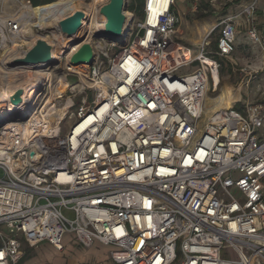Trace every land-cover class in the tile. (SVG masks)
Segmentation results:
<instances>
[{
  "label": "built area",
  "instance_id": "2783aa9c",
  "mask_svg": "<svg viewBox=\"0 0 264 264\" xmlns=\"http://www.w3.org/2000/svg\"><path fill=\"white\" fill-rule=\"evenodd\" d=\"M177 1L143 0L139 19L128 12L129 41L116 53L95 30L88 37L84 5L56 65L28 67L46 76L19 88L23 103L11 107L13 93L0 92L9 119L0 126V264H20L25 246L61 252L66 236L84 249L108 246L113 264H264V103L206 110L220 60L235 52L236 16L219 21L216 53L205 42L194 53L175 42ZM259 1L238 16L264 50ZM1 2L20 6H1L0 59L29 49L19 51L33 8ZM85 34L94 61L73 65ZM261 64L264 79V55ZM62 82L66 93L50 103Z\"/></svg>",
  "mask_w": 264,
  "mask_h": 264
},
{
  "label": "rangeland",
  "instance_id": "374dc122",
  "mask_svg": "<svg viewBox=\"0 0 264 264\" xmlns=\"http://www.w3.org/2000/svg\"><path fill=\"white\" fill-rule=\"evenodd\" d=\"M94 1L95 0H87V2L85 3L82 0H57L56 2L58 3V6L55 9V12L61 5L70 6V11H74V12L76 10H79L80 8L84 7V5H85L86 6L85 11L87 14H89L90 13V10H89L90 6L94 3ZM133 1L134 0H128V2H127V10L125 12V16L128 20L130 19L129 13H134L136 19H139V17L142 16V14L135 13L129 9V5L132 4ZM53 4H55V3H53ZM228 4H229L228 0H201V2L198 0L195 2L192 1L190 3L186 2V5H185L186 9L184 12L181 13V15H182L181 21L179 22L180 23V25H179L180 29L178 32L179 40L177 39V41H176L177 45L187 49V47H189L188 44L191 43V40L189 38L184 39V38L180 37V34L186 36L187 31H191L193 29H196L197 26L200 25L202 22L204 23V22L210 21L216 25V23H219L218 22V18H219L218 15L221 14V13L216 14V11H217L216 9L217 8H220V9L223 8L224 10L221 11L222 12L221 15L224 16L225 13L227 14V10L229 7H226V5H228ZM3 5L6 7L10 6L9 11L16 10V7L20 6V5L15 4V3H11V4L2 3L0 0V9H1V6H3ZM50 5H52V4H50ZM101 6H103V5H100L99 8H101ZM53 16L51 18L47 19L48 23L44 24L45 27H50V28L46 29L45 31L41 30V32L40 31L38 32L36 26L30 24V27H28L26 29L25 34H27V32L28 33L32 32L33 35H35V39L30 40V43L21 44V46H23V47L20 48L19 51H26L27 48H30L31 46H33L37 40H41V39L43 40V38H41L42 36L43 37L45 36L48 40H53L52 39L53 36L55 38L58 37V34H60V33L57 31L56 27L58 26V23L64 18V15H62L59 18L57 17L55 19H53ZM33 23H35V21ZM127 27H128V25H127ZM129 28H131V25L129 26ZM218 32H219V30L217 28L215 30L213 29L212 32L210 33V35L202 42V43L205 42V43H207L206 45H209V46H207V49L211 53H216L215 48H216L217 40L219 38ZM59 37H60V35H59ZM57 40H59V39L57 38ZM63 40H64V38H63ZM64 41H66V40H64ZM128 41H129V39L127 38L125 45H127ZM201 45L192 46L190 49L192 52L198 53L199 52L198 50L200 49ZM122 48H123V44L120 45L116 49L115 53L120 51ZM221 65H222L221 70H220L221 83H220L218 90L216 92H211L208 94L209 96H208L207 101H206V110L208 111V113L213 112L214 110H217L218 107H233V106L238 111L244 112V107H246L247 104H254L255 105V104L264 103V79L262 78L261 73H256L253 77V80L250 81L251 80L250 77L246 76L247 70L244 71V69L242 68L241 65L239 67L238 66L234 67L228 61L227 62L223 61V63ZM14 81H15L14 79L13 80L11 79V81L8 79V82L13 83ZM75 81H76V78L72 77L69 80V83L74 84ZM61 128H63L62 129V136H65L69 130L67 123L63 124V126ZM67 238H65V239H67ZM64 245L75 246V245L70 244V242L67 240L66 241L64 240ZM36 248L37 247L30 248L29 246H26L24 248L23 259L32 258L35 254ZM50 252L52 253V255L55 254L54 256H56L59 259H61V257H62V259H64L67 262V264H73L72 257L70 255H67V253H65V249L61 250V252H60L55 247H53L52 249H50ZM53 261H54V259H53ZM20 264H22V263H20ZM47 264H51V263H47Z\"/></svg>",
  "mask_w": 264,
  "mask_h": 264
},
{
  "label": "crops",
  "instance_id": "0c3cea01",
  "mask_svg": "<svg viewBox=\"0 0 264 264\" xmlns=\"http://www.w3.org/2000/svg\"><path fill=\"white\" fill-rule=\"evenodd\" d=\"M192 1H198V0H179L175 4V12L179 17V20L181 21V13L185 11V5L186 2H192ZM201 2V0H199ZM229 4L226 5V7H229L227 10V14L225 13L224 16L222 14L223 8H217L216 14L221 13L218 15V22L226 17V16H236L237 21V40L235 43V52L231 55V57L227 59H221V64L223 61H228L231 63L232 66H242L244 71H246V76L250 77V81L253 80V77L256 73H258L261 70L262 66V59L264 55V50L262 48V45H253L247 34L246 31L248 29V23L246 19L243 16H238V14L243 11V9L246 7L247 4H249L252 0H228ZM231 4V5H230ZM258 11L257 16L255 18L256 21V27L260 35L264 37V0L259 1L258 4ZM181 11V12H180ZM220 23V22H219ZM216 25L213 22L207 21L202 22L200 25L197 26L196 29H193L191 31H187L186 36L181 35L180 37L187 39L189 38L191 40V43L188 44L191 48L192 46H198L201 45L202 42L210 35L212 30L216 29L218 24ZM180 27V26H179ZM177 29V32L175 34V42L178 37L179 28ZM262 75V74H261ZM263 78V76H262ZM68 237V238H67ZM67 238V239H65ZM64 240L69 241L70 244L75 246H67L64 245L63 240V250L65 249V253L67 255H70L73 259V264H113L111 261V258L109 257L110 248L108 246H103L101 244H96L90 249H82V247L79 244H76L74 242V239L71 236H66ZM26 247V246H25ZM53 246L49 243H43L37 246L35 249V254L32 258L29 259H21L22 264H67V262L62 259L57 258L56 256L52 255L50 252V249H52ZM68 249V250H67ZM49 252V253H48ZM53 257V258H52ZM54 259V261H53ZM53 261V262H52Z\"/></svg>",
  "mask_w": 264,
  "mask_h": 264
},
{
  "label": "water",
  "instance_id": "95a60500",
  "mask_svg": "<svg viewBox=\"0 0 264 264\" xmlns=\"http://www.w3.org/2000/svg\"><path fill=\"white\" fill-rule=\"evenodd\" d=\"M128 0H110L108 4L100 8L101 14L105 17L104 27L101 32L94 33L92 38L100 40L101 38L107 39L110 43H117L119 45L125 43L129 36L130 28L132 25V19H127L125 16ZM85 19V14L80 11H75L70 16L62 19L59 23L60 32L67 38L76 37L82 28V22ZM128 25V27H127ZM76 44H82L81 48L73 54L71 63L73 65L79 64H92L94 61V54L92 46L86 43V34L81 38L76 39ZM57 60L54 59V55L51 53V48L44 40H37L33 46H31L24 57L17 59L13 62V66L26 67L27 65L33 69H40L42 66L56 65ZM23 92L19 89L15 90L13 94L8 98L11 107H19L22 103ZM31 111L23 118L27 120ZM9 121L7 118H0V126H3Z\"/></svg>",
  "mask_w": 264,
  "mask_h": 264
},
{
  "label": "bare ground",
  "instance_id": "6f19581e",
  "mask_svg": "<svg viewBox=\"0 0 264 264\" xmlns=\"http://www.w3.org/2000/svg\"><path fill=\"white\" fill-rule=\"evenodd\" d=\"M108 3H109V0H95L94 3L90 6V9H89L90 13L88 14V17H89L88 23H89V20H90V23L86 24V28H85L89 34L88 37L92 35L93 30H95L94 33L96 32L99 33L102 31L104 27L105 17L101 14V10L99 7L100 5L104 6ZM70 12H74V11H70V6L61 5L56 10V12L53 14L54 16L53 15L52 16H53V19L57 17L59 18L62 15H64L65 17L66 14ZM23 19L26 21L27 24H32L40 29L50 28V27L44 26V24L48 23L47 19H40L39 14L34 12V8L26 10V13L23 15ZM34 21L35 23H33ZM44 37L42 36L41 38H43V40L48 43L49 47L51 48L52 55L53 54L55 55L58 52L63 53V54L66 53L64 51L66 50V48L69 47V45H66V43H64V40H62L63 38H65V36L62 37L61 32L60 34H58V37H57L59 40H57V38H55L54 36L52 38L53 40H48L46 37L45 38ZM34 39H35V35H33L32 32H29V33L27 32V34L24 33L21 37V40L24 41L25 43H30V40H34ZM24 54L25 53L18 52L16 49V45H15L11 51H8L6 52V54L2 55L3 58L0 59V92L6 93V94L13 93L15 90L19 88H24L26 84H28V81L31 80V78L34 77V78L39 79L43 75H45L43 71L34 72L32 70H29L28 67L29 68L31 67L28 65L26 67L17 66L11 69L10 67H12L13 62L17 59L23 58ZM8 79L10 81L11 79L12 80L14 79L15 81L11 83V82H8ZM60 84L61 86L58 87L57 90L51 95L50 103H53L55 100H57V97L60 98L64 95V93H66L68 89L67 84L63 82Z\"/></svg>",
  "mask_w": 264,
  "mask_h": 264
},
{
  "label": "trees",
  "instance_id": "16d2710c",
  "mask_svg": "<svg viewBox=\"0 0 264 264\" xmlns=\"http://www.w3.org/2000/svg\"><path fill=\"white\" fill-rule=\"evenodd\" d=\"M56 1L57 0H30L34 12L39 14L40 19H49L55 13V9L58 6ZM142 6L143 0H134L132 4L129 5V9L135 13L141 14L143 11Z\"/></svg>",
  "mask_w": 264,
  "mask_h": 264
}]
</instances>
